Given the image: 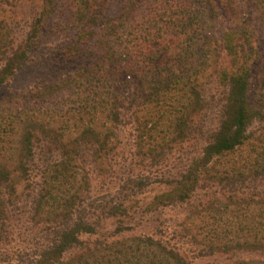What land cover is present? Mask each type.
<instances>
[{"label":"trees","instance_id":"16d2710c","mask_svg":"<svg viewBox=\"0 0 264 264\" xmlns=\"http://www.w3.org/2000/svg\"><path fill=\"white\" fill-rule=\"evenodd\" d=\"M110 1L74 0L79 33L67 51L74 59L90 56L81 44L97 35L106 55L58 86L77 97L78 108L41 113L35 106L19 107V94L0 99V264H196L182 253L179 242L194 243L200 257L264 264V131L259 136L252 131L256 122H264V31L236 16L218 37L210 31L218 10L210 0H128L117 18L101 20L99 13ZM57 2L44 0L40 17L20 44L1 21L0 90L34 62L43 22ZM221 3L238 15L237 0ZM256 6L264 12V0ZM258 20L264 25V13ZM225 55L229 59L223 62ZM211 59L219 65L215 78L226 89L219 125L202 154L184 173L168 178L144 211L185 207L189 213L178 231L165 220L153 234H134L144 219L132 213L129 195L117 203L87 201V152L93 149L101 161L109 158L117 148L115 131L125 121V105L158 112L157 120L142 122L140 148L149 140L146 133L162 156L173 143L186 141L194 114L208 108L203 78ZM254 71L255 101L250 97ZM37 95L46 104L52 88ZM60 120L63 124L53 131ZM44 145L51 157L41 159L39 183L34 168L38 146ZM205 190L226 200L208 195L204 201L200 191ZM23 197L31 204L32 221L44 228L16 248L11 220ZM111 218L118 220L112 232L103 225Z\"/></svg>","mask_w":264,"mask_h":264},{"label":"rangeland","instance_id":"374dc122","mask_svg":"<svg viewBox=\"0 0 264 264\" xmlns=\"http://www.w3.org/2000/svg\"><path fill=\"white\" fill-rule=\"evenodd\" d=\"M210 1L218 7V10L213 13V17L214 15L216 17L211 22L210 31L216 33L218 37L231 27L232 19L236 18V16L241 20L248 19L247 21L256 23L260 31H264V25L258 20L264 13L256 6L258 0H237L238 15L234 14L235 11L233 9L221 3V0ZM127 3L128 0H111L108 8L99 13L100 19L117 18L123 8L128 5ZM43 5L44 0H0V23L3 20L4 24H7L13 30L16 44H20L27 39L28 33L40 17ZM73 5L74 0H58L51 14L43 22L40 40L34 54V62L20 71L18 77L12 80L9 85L2 87L0 99H8L13 94H19L22 97L18 98L19 107H28L29 105L32 108L35 106V109L41 113H46V110L50 113H53V111L65 113L79 107L78 103H74L77 97H71L69 92L64 90V88L58 89V86L65 84L71 76H75L76 71L82 66L95 64V62L103 60L106 55L104 48L100 45L99 37L96 35L89 42L81 44L82 49L88 52L90 56L78 59L70 56L67 48L76 43V35L79 33V28H77V24L73 20L75 17L73 15ZM244 20L242 21L244 22ZM95 32L100 34L101 29L95 27ZM225 57L221 61L224 62L225 59H229L228 56L225 55ZM196 60L199 61V57ZM217 67L219 65L217 66L215 60L211 59L203 78L204 96L206 97L208 108L205 112L194 114L193 129L189 130L188 139L184 142L173 143L170 149L165 150L164 156L160 155V149L154 150L156 141L150 140L147 133L145 136L149 140L144 148H140L138 144L142 122L145 119L151 121V119L155 118L158 113L156 109L152 111L142 109L138 112L139 108L136 106L130 110L131 106L125 105V108H128V110L123 109L126 122L124 121L115 131L117 135L115 140L117 141H114V143L117 148L111 151L109 158L101 161V159H97L93 155L95 152L93 149L91 151L87 150L86 163H83V167L86 169L85 173L90 178V192L87 194L90 198H87V201L117 203L122 201V199L118 200L120 197L123 198L124 195H129L130 197H127L126 203L133 208L131 209L132 213L135 214L137 219H144V223L139 225L134 234H153L155 227L165 220L169 221L168 223L171 224L173 230L177 229L178 231V229L182 228V222L189 213L188 208L161 209L148 214L144 211L154 197L164 190V182L168 178L184 173L192 161L202 154V149L206 145L208 137L218 127L221 109L226 98V89L215 78ZM253 73L250 97L255 101L258 99V85L255 80L256 72L254 71ZM46 87L52 88L53 95L49 98V102L45 104L46 101L44 102L43 97L37 95V93L43 92ZM134 111L137 114V118L134 115ZM98 117L100 120H104L103 114L99 113ZM154 120H157V118ZM61 124H63L62 120L56 121L52 127L53 131ZM150 126L151 124L148 125L147 129ZM160 127H163V125H160ZM197 129L202 131V133L197 132ZM252 131L255 132L256 136H259V133L264 131V122H256ZM76 134L71 136L74 137ZM48 149L46 145L38 146L37 149L38 160H36L34 173H37V181L39 183L41 182L40 169L44 166V162L41 159L46 156L51 157L50 152L47 151ZM52 155L55 156H52L54 159L58 156V153L56 152ZM131 179L135 182L130 183L129 180ZM141 181L147 183L148 186H141ZM123 188L125 189L123 190ZM22 191V189L19 190L20 193ZM122 191L128 193L122 194ZM205 191H200L204 201L208 195L214 197L211 190ZM205 193L207 194L204 195ZM224 194L228 193L224 192ZM214 198H220L221 201L226 200V196L219 192ZM199 203L200 200H197L195 202L196 206ZM15 206L11 228H13L15 233L14 245L16 244L15 247L20 248L26 245L24 241L38 235L44 225L38 222L36 224L32 221V215L30 216L29 213L31 204L25 197L18 201ZM95 211L100 214V209ZM103 225L106 230L112 232L118 225V220L111 218L106 220ZM179 245L182 253L196 264H229L228 260L226 261L224 257L219 255L208 257L196 255L195 249H197V246L194 243L192 244V242H179Z\"/></svg>","mask_w":264,"mask_h":264}]
</instances>
